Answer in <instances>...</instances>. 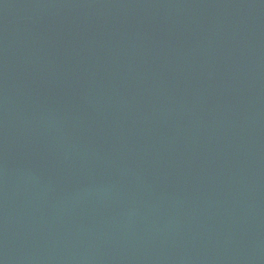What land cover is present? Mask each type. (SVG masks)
I'll return each mask as SVG.
<instances>
[{"label": "water", "instance_id": "95a60500", "mask_svg": "<svg viewBox=\"0 0 264 264\" xmlns=\"http://www.w3.org/2000/svg\"><path fill=\"white\" fill-rule=\"evenodd\" d=\"M0 264H264V0H0Z\"/></svg>", "mask_w": 264, "mask_h": 264}]
</instances>
